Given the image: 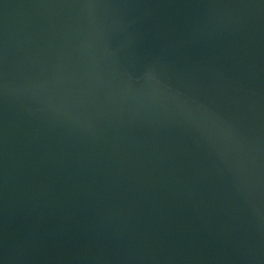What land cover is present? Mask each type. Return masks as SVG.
Listing matches in <instances>:
<instances>
[{
    "label": "water",
    "instance_id": "95a60500",
    "mask_svg": "<svg viewBox=\"0 0 264 264\" xmlns=\"http://www.w3.org/2000/svg\"><path fill=\"white\" fill-rule=\"evenodd\" d=\"M0 264H264V0H0Z\"/></svg>",
    "mask_w": 264,
    "mask_h": 264
}]
</instances>
